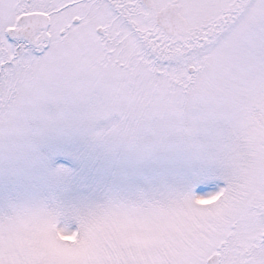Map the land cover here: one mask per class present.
<instances>
[{
  "label": "snow or ice",
  "instance_id": "6c2138e0",
  "mask_svg": "<svg viewBox=\"0 0 264 264\" xmlns=\"http://www.w3.org/2000/svg\"><path fill=\"white\" fill-rule=\"evenodd\" d=\"M0 264H264V0H0Z\"/></svg>",
  "mask_w": 264,
  "mask_h": 264
}]
</instances>
